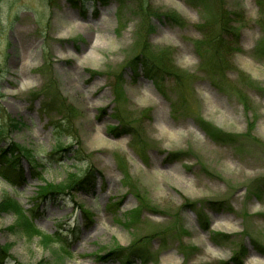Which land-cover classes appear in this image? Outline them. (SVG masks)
I'll list each match as a JSON object with an SVG mask.
<instances>
[{
	"label": "rangeland",
	"instance_id": "1",
	"mask_svg": "<svg viewBox=\"0 0 264 264\" xmlns=\"http://www.w3.org/2000/svg\"><path fill=\"white\" fill-rule=\"evenodd\" d=\"M86 3L0 0V264H264V0Z\"/></svg>",
	"mask_w": 264,
	"mask_h": 264
},
{
	"label": "trees",
	"instance_id": "2",
	"mask_svg": "<svg viewBox=\"0 0 264 264\" xmlns=\"http://www.w3.org/2000/svg\"><path fill=\"white\" fill-rule=\"evenodd\" d=\"M70 3L74 4L75 6H77L81 11L85 12V7H86V2L87 1H100L102 5H106L109 0H68ZM122 1V0H119ZM137 10L139 12L140 17L142 18L143 16L145 19L150 18L152 16L157 17L158 19H160L161 15H157L156 12L150 7V5L148 3L145 2V4H142L141 6L137 7ZM221 18H224V15H221ZM168 20L174 21L175 23H181L180 19L177 18L176 16L173 15H168L167 18ZM148 20V19H147ZM147 27V25H145ZM219 42V41H218ZM218 48L220 49L221 46L218 44ZM144 68H145V72L146 74H152L154 72V69L146 66L145 64H143ZM60 136H57V139L59 140ZM58 147V146H56ZM55 147V149H56ZM64 150V149H63ZM57 151V152H56ZM58 151H62V148L57 149L55 151L52 152V154H50V157H53L55 154L58 153ZM28 152L23 151V149L20 146H17L15 143H10L8 145L7 148H2L0 147V176L6 180V181H10L12 182V180L10 179V177L6 174V171L8 168H10L12 171H14L15 173H17V176H21V171L20 168H18L20 166V157L21 156H27V157H31L32 160H34V156H32L31 154H27ZM89 176V175H87ZM85 181V180H83ZM74 184H76L75 180L71 178V176L68 177V179L66 180V182L64 184H62L61 189H68L71 188ZM61 193V191H57L56 189H52L49 187V189L47 188L45 190V192L43 193V195L41 196L42 198H46L48 196L51 195H57ZM11 211L16 215V218L18 219V221L20 222L21 226L23 227V231L25 233L28 234H33L32 232L30 233V227L32 228V222L29 218H27L23 212L22 209L19 207V205L17 203H14L11 206ZM32 230L34 231V228H32ZM134 248L132 250L129 251V255L125 257L126 262L129 263L131 257L130 256H135V257H139L141 256V251H142V259L145 258V256H147L148 251H146V248L144 246H133ZM4 258V255L2 252H0V260Z\"/></svg>",
	"mask_w": 264,
	"mask_h": 264
}]
</instances>
